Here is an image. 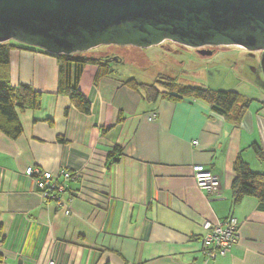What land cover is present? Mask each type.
Returning a JSON list of instances; mask_svg holds the SVG:
<instances>
[{
    "label": "crops",
    "instance_id": "obj_1",
    "mask_svg": "<svg viewBox=\"0 0 264 264\" xmlns=\"http://www.w3.org/2000/svg\"><path fill=\"white\" fill-rule=\"evenodd\" d=\"M58 71L40 50L10 54L11 85L40 97L37 108L18 110L19 138L0 131V264H264V201L234 206L232 195L239 158L264 174L252 150L264 151V89H233L253 101L235 124L201 101L145 100L120 74L96 82L98 66L87 65L85 115L57 93ZM29 167L77 179L60 203L45 201ZM197 167L220 178L218 194L198 189ZM230 217L240 222L237 245L207 260L204 222Z\"/></svg>",
    "mask_w": 264,
    "mask_h": 264
},
{
    "label": "water",
    "instance_id": "obj_2",
    "mask_svg": "<svg viewBox=\"0 0 264 264\" xmlns=\"http://www.w3.org/2000/svg\"><path fill=\"white\" fill-rule=\"evenodd\" d=\"M10 41L52 55L165 41L203 56L239 47L263 52L264 76V0H0V43Z\"/></svg>",
    "mask_w": 264,
    "mask_h": 264
},
{
    "label": "trees",
    "instance_id": "obj_3",
    "mask_svg": "<svg viewBox=\"0 0 264 264\" xmlns=\"http://www.w3.org/2000/svg\"><path fill=\"white\" fill-rule=\"evenodd\" d=\"M17 49L40 50L13 41L0 43V131L12 139L19 138L23 131L18 110L22 112L29 108H37L40 97L39 93L35 92L30 86L20 85L14 87L10 83V54ZM40 51L44 52L43 50ZM48 55L55 57L58 63L57 93L68 97L71 104L85 115L91 112V104L80 89L85 67L87 65L98 66L96 82L105 76L118 77L119 74L118 70L106 63L107 58L104 60L103 58L89 56L86 53ZM167 81L157 80L153 84H144L138 82L136 78H131L124 81V83L138 92L145 100L152 103L160 99L173 102L182 101L183 99L204 102L213 112L235 124L241 121L253 102L237 91H213L209 88L181 86L171 77H168ZM252 150L257 159L264 162L263 149L254 144ZM114 153H122V151L116 148L110 156ZM234 172L235 178L232 184L234 206L240 204L246 197H255L264 201V174L253 172L249 165L240 158L234 164Z\"/></svg>",
    "mask_w": 264,
    "mask_h": 264
},
{
    "label": "rangeland",
    "instance_id": "obj_4",
    "mask_svg": "<svg viewBox=\"0 0 264 264\" xmlns=\"http://www.w3.org/2000/svg\"><path fill=\"white\" fill-rule=\"evenodd\" d=\"M212 56L200 55L196 49L171 41L147 49L133 46L103 45L89 52V56L112 59L110 67L125 79L153 84L173 78L179 85L209 88L213 91H235L244 88L261 91L264 76L261 69L263 52H250L239 47H211ZM167 78V79H166ZM247 86H244V83ZM250 84V85H249ZM249 85V86H248Z\"/></svg>",
    "mask_w": 264,
    "mask_h": 264
},
{
    "label": "built area",
    "instance_id": "obj_5",
    "mask_svg": "<svg viewBox=\"0 0 264 264\" xmlns=\"http://www.w3.org/2000/svg\"><path fill=\"white\" fill-rule=\"evenodd\" d=\"M193 144L197 145V142ZM25 173L35 182L43 200L57 203H60V196L66 192L67 183L77 179L76 174L66 170H62L59 177L34 167L27 168ZM194 180L198 189L207 195L218 194L221 190L220 178L203 167L194 169ZM63 208L67 214L70 213L67 206ZM202 227L205 231L201 241L202 253L207 260H215L227 255L239 241L240 222L235 217L217 223L206 221ZM47 264H56V262L49 260Z\"/></svg>",
    "mask_w": 264,
    "mask_h": 264
},
{
    "label": "flooded vegetation",
    "instance_id": "obj_6",
    "mask_svg": "<svg viewBox=\"0 0 264 264\" xmlns=\"http://www.w3.org/2000/svg\"><path fill=\"white\" fill-rule=\"evenodd\" d=\"M107 59H108V58H107ZM107 59H106V60H107ZM120 59H121V58H120ZM121 61H122V59H121ZM106 63H108V62H106ZM108 64H109V63H108Z\"/></svg>",
    "mask_w": 264,
    "mask_h": 264
},
{
    "label": "bare ground",
    "instance_id": "obj_7",
    "mask_svg": "<svg viewBox=\"0 0 264 264\" xmlns=\"http://www.w3.org/2000/svg\"><path fill=\"white\" fill-rule=\"evenodd\" d=\"M242 49V48H241Z\"/></svg>",
    "mask_w": 264,
    "mask_h": 264
}]
</instances>
